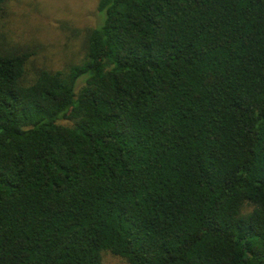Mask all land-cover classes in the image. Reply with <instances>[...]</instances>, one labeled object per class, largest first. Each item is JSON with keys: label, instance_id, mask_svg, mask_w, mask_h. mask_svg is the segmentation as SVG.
Wrapping results in <instances>:
<instances>
[{"label": "trees", "instance_id": "1", "mask_svg": "<svg viewBox=\"0 0 264 264\" xmlns=\"http://www.w3.org/2000/svg\"><path fill=\"white\" fill-rule=\"evenodd\" d=\"M96 12L63 69L0 49V264H264V0Z\"/></svg>", "mask_w": 264, "mask_h": 264}, {"label": "rangeland", "instance_id": "2", "mask_svg": "<svg viewBox=\"0 0 264 264\" xmlns=\"http://www.w3.org/2000/svg\"><path fill=\"white\" fill-rule=\"evenodd\" d=\"M97 0H8L0 19V49L33 52L28 61L34 68L63 69L84 56L87 29L99 23ZM65 122V120H64ZM101 264H125L110 252Z\"/></svg>", "mask_w": 264, "mask_h": 264}]
</instances>
